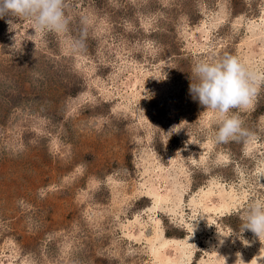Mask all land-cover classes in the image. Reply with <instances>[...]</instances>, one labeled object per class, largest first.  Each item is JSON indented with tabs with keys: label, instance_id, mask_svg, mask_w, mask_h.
<instances>
[{
	"label": "rangeland",
	"instance_id": "374dc122",
	"mask_svg": "<svg viewBox=\"0 0 264 264\" xmlns=\"http://www.w3.org/2000/svg\"><path fill=\"white\" fill-rule=\"evenodd\" d=\"M65 15L63 33L0 18V264L176 260L158 229L187 241L185 264H226L218 236L237 264L264 255V235L227 236L264 200V83L228 143L189 93L199 61L264 74V0H66Z\"/></svg>",
	"mask_w": 264,
	"mask_h": 264
},
{
	"label": "clouds",
	"instance_id": "9594fccd",
	"mask_svg": "<svg viewBox=\"0 0 264 264\" xmlns=\"http://www.w3.org/2000/svg\"><path fill=\"white\" fill-rule=\"evenodd\" d=\"M65 8L66 0H0V18H27L41 33H63L69 23ZM192 76L196 81L190 79L189 93L192 98L203 109L218 114L216 142L228 143L246 137L249 133L239 112L232 110L243 111L253 104L259 85L264 83V74L253 72L237 57L226 55L220 59L197 62ZM245 230H250L257 237L264 235V200L249 203L241 229L233 230L227 236L239 235Z\"/></svg>",
	"mask_w": 264,
	"mask_h": 264
},
{
	"label": "bare ground",
	"instance_id": "6f19581e",
	"mask_svg": "<svg viewBox=\"0 0 264 264\" xmlns=\"http://www.w3.org/2000/svg\"><path fill=\"white\" fill-rule=\"evenodd\" d=\"M203 191V189H201L200 191L198 192H201ZM202 193V192H201ZM200 193V194H201ZM209 193V192H208ZM152 196L154 198V206H156V204L160 201V197L158 195V192L156 190H153L152 191ZM162 198V197H161ZM164 198V197H163ZM231 199V197H230ZM232 199H233V196H232ZM226 202V201H225ZM225 204V203H224ZM224 204L221 205V208L224 207ZM226 207V206H225ZM224 207V208H225ZM153 208V207H152ZM229 209V208H228ZM206 218V217H205ZM195 232V231H194ZM194 235V234H193ZM225 235H223L224 237ZM156 237L158 238L159 242H158V245L155 247L156 250L155 252L158 253V248H162L163 246H165L168 241L170 240H175V243H176V249H177V253L179 255V258H177L176 260H172V259H168L167 260V263L165 264H185L186 261H188L190 259V255H189V252L186 250L187 248V241L186 240H181V239H175V238H167L166 236H163L162 234V231L161 229H158L157 230V233H156ZM222 237V238H223ZM188 239V238H187ZM221 238L218 236V239H217V244H218V250L220 247L224 246L226 248V256H229L230 258H228V261L226 262V264H237L238 261H242L243 259L240 257V256H236L232 251H231V247L228 246V241L226 240V242L223 240V243H221ZM191 243V242H189ZM187 244V245H186ZM216 250V249H215ZM216 253V251H214ZM233 255L232 258L230 255ZM250 259V258H249ZM203 260V259H202ZM224 260V259H223ZM250 262V261H249ZM249 262H243L242 264H249ZM200 264V263H199ZM212 264H218V260L216 261V259L213 261ZM251 264H264V255H254L253 257V261Z\"/></svg>",
	"mask_w": 264,
	"mask_h": 264
}]
</instances>
